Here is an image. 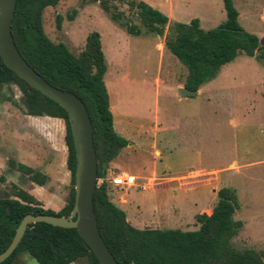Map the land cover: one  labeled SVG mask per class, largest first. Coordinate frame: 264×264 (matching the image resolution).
<instances>
[{
  "label": "rangeland",
  "instance_id": "1",
  "mask_svg": "<svg viewBox=\"0 0 264 264\" xmlns=\"http://www.w3.org/2000/svg\"><path fill=\"white\" fill-rule=\"evenodd\" d=\"M120 1L110 0L109 4L141 28L139 36L129 35L111 22L99 2L61 0L42 14L47 38L55 44L63 43L73 55L83 50L89 33L98 32L101 37L107 64L103 81L109 106L113 107V128L129 144L109 163L105 178L97 185L106 183L109 199L125 212L133 227L181 231L197 230L196 217L210 214L217 191L232 188L239 205L234 219L243 226L231 245L236 250L264 253V63L240 54L221 68L205 94L184 98L178 87L184 84L187 70L164 47L168 26L162 37L148 33L135 10ZM148 1L161 3L162 14L172 21L187 24L199 19L203 30L216 28L226 17L223 0H175L173 12L166 0ZM232 3L240 26L264 46V0ZM24 109L23 96L16 86L0 90V198H13L12 185L31 184L24 174L9 166L10 160L18 163L9 115L24 114ZM57 120L55 139L63 144L65 124ZM66 154L64 150L57 161L63 170ZM20 163L28 166L27 162ZM40 168L34 167L37 171ZM121 174L148 179L135 177L134 187H114L112 178ZM46 181V188H56L55 176ZM62 181L58 179L64 184ZM64 190L65 200L69 182ZM32 195L46 204L43 192ZM136 197L141 199L135 201ZM61 204L57 202L52 211L57 213ZM20 257L23 264H38L27 253ZM75 264L88 261L80 259Z\"/></svg>",
  "mask_w": 264,
  "mask_h": 264
},
{
  "label": "trees",
  "instance_id": "2",
  "mask_svg": "<svg viewBox=\"0 0 264 264\" xmlns=\"http://www.w3.org/2000/svg\"><path fill=\"white\" fill-rule=\"evenodd\" d=\"M60 1L16 0L11 32L19 54L37 74L51 86L74 94L85 105L92 124L98 181L105 178L109 163L129 142L113 128L103 81L107 64L99 33H89L83 50L73 55L63 43L51 42L43 31L44 9L55 7ZM90 1L99 2V7L111 22L129 35L139 36L142 33L141 28L133 25L124 12L109 4L110 0ZM120 2L135 10L148 33L162 37L168 26L164 47L187 70L184 89L198 91L240 54L264 63V46H260L255 35L240 26L232 0H223L225 21L211 30L201 29L198 19H192L187 24L170 22L166 15L139 0ZM59 23L60 17H57V27ZM11 85L16 86L23 96L25 115L56 118L64 122L70 190L65 206L55 213L43 209L32 195L12 185L13 198H0V253L10 244L25 215L67 217L74 204L75 155L66 112L30 88L0 58V90ZM9 166L28 176L38 186L46 183V177L30 167L13 160L9 161ZM216 197L211 213L196 217L199 227L194 231L133 227L126 220L125 212L109 199L104 181L96 185L93 209L99 233L119 264H264L263 252L236 250L231 245L243 226L241 221L234 219L239 208L236 191L223 187L217 191ZM22 253H27L38 264H72L80 259H86L88 264H99L75 229L45 223L29 225L15 251L1 264H16Z\"/></svg>",
  "mask_w": 264,
  "mask_h": 264
},
{
  "label": "water",
  "instance_id": "3",
  "mask_svg": "<svg viewBox=\"0 0 264 264\" xmlns=\"http://www.w3.org/2000/svg\"><path fill=\"white\" fill-rule=\"evenodd\" d=\"M16 0H0V58L30 88L60 106L67 114L75 155L74 204L67 217L27 214L20 221L8 247L0 253V264L9 258L31 224L45 223L64 229H75L99 264H119L105 245L93 209L97 185V156L92 124L83 102L74 94L57 89L37 74L19 54L11 32ZM197 91L181 89V95L192 97Z\"/></svg>",
  "mask_w": 264,
  "mask_h": 264
},
{
  "label": "crops",
  "instance_id": "4",
  "mask_svg": "<svg viewBox=\"0 0 264 264\" xmlns=\"http://www.w3.org/2000/svg\"><path fill=\"white\" fill-rule=\"evenodd\" d=\"M143 1H145L146 4L152 7L153 9L161 13L163 12L162 10L163 5L161 3H157L153 5L148 0H142V2ZM166 1H168L167 4L169 5L170 8L169 11L173 12L172 10L174 7L175 0H166ZM205 8L206 11L210 10L209 9L210 6L208 4L205 5ZM168 19L170 22H176V21H172L171 17H168ZM199 24H200V20H199ZM218 76L219 74L217 75V77ZM217 77L211 82L203 85L197 91V94L195 96H201L205 94L204 93L205 89L208 86H210V84H212L217 79ZM181 89H184V84L178 87V90ZM184 98H191V97H184ZM207 101H210V99L207 98ZM109 108L110 111L113 112V107L111 106ZM119 116L121 117L120 113ZM9 120L11 122L9 124L10 134H11L10 138L14 143L15 159L18 161V163L21 164L20 163L21 161L24 163L27 162L28 163L27 167H30L33 170H35L34 167L40 166L41 167L40 171L37 170L35 171L41 173L43 176L46 177L47 180L51 176L52 177L55 176L57 180L55 182L56 188L52 189V188H46L45 184L43 186H38L32 183L29 180L28 176H26L28 180L31 182V184L25 187L23 186H17V187L29 193L30 195H32L33 193H37L39 195V192H43L44 195H47L46 204L44 201L41 202L40 200H37L35 196L32 195L36 199V201L40 203L41 207L45 210L52 211L53 206H55L57 202L62 203L61 206L59 207L58 210L59 212L65 206L67 201V199L64 200V196H65L64 189L67 186L68 182L70 183V172L67 170V167L65 168V170H63V168L57 163L58 158L62 156L63 151L67 150L65 144V136H64L63 144L60 142V140L57 142L55 139L56 138L55 130L57 127H59L58 120L56 118H50V117H32V116H27L25 114H15V113L13 115H9ZM66 158H67V154H66ZM65 166H66V162H65ZM153 174L154 173L152 172L150 175ZM135 177L142 178L143 180L148 179V177L144 175L143 176L135 175ZM59 178H63L62 182H64V184L58 182ZM138 199L140 200L141 198L136 197L135 201ZM23 263L24 262L21 259V257L18 256L16 264H23Z\"/></svg>",
  "mask_w": 264,
  "mask_h": 264
},
{
  "label": "built area",
  "instance_id": "5",
  "mask_svg": "<svg viewBox=\"0 0 264 264\" xmlns=\"http://www.w3.org/2000/svg\"><path fill=\"white\" fill-rule=\"evenodd\" d=\"M135 183L136 179L133 176L126 174L116 175L111 180V184L114 187L120 188H131L134 187Z\"/></svg>",
  "mask_w": 264,
  "mask_h": 264
}]
</instances>
